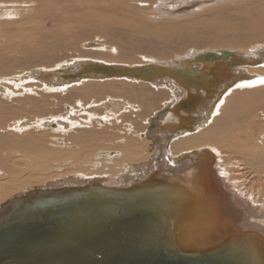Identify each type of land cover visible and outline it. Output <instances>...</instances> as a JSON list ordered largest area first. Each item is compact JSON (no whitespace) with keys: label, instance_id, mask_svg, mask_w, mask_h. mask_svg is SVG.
Returning a JSON list of instances; mask_svg holds the SVG:
<instances>
[{"label":"rangeland","instance_id":"obj_1","mask_svg":"<svg viewBox=\"0 0 264 264\" xmlns=\"http://www.w3.org/2000/svg\"><path fill=\"white\" fill-rule=\"evenodd\" d=\"M24 1L25 0H14V1L12 0H2L1 1L0 0V87H4V88L9 89V91H12V93L8 92V94L7 93L2 94V91L4 90L0 91V144L2 143L0 145V152H1L0 162H1V159H4V160L6 159L8 160L9 165H12L16 169L17 168L22 169V168H25V166L28 167L31 164V162L29 158L27 157V155L25 157L24 153L19 149L17 150L16 148H14L13 150V147L20 143H23L26 146L25 149L28 151L31 150L30 148L35 146L32 148L33 151H35V149H38V148L39 150L41 149L42 151H44V149L45 150L52 149L53 152L58 151L60 154H65L66 157L62 159L61 158L55 159L56 161L52 160V162L50 161L46 162V169H45L46 172H44L41 175L37 173H33L31 171L28 174H26V176L25 175L22 176L20 179H12V178L5 179V180L0 179V185L1 184L6 185V183H8L9 185V186H6L4 189H2L3 191L6 192L4 193L6 194V197H3L5 199L0 198V205L3 204L5 201H7L8 198H11L14 195H17L23 192L24 190H27L32 187L43 186L50 182H56V181H62V180L65 181L70 176H74V177L77 176V177H84V178H90V177L91 178H102L103 180L105 179L103 183L107 185L105 182L110 181L111 179L116 180L115 178L120 177L121 175L125 174V172L133 171L136 165H139L141 161L142 162L146 161L147 158L141 159L139 156L137 161L133 159L131 161H128V163L126 161H123V163L121 162L118 163V159H120L122 151H120L121 150L120 148L115 149V147H120V146H125L127 144H130L136 147V149H140V151L142 150L140 153H143V154L145 153L147 157L150 156L149 158H151V155L155 154L154 142L153 140H151L152 133L155 130V128L151 127L150 119L151 121L155 120L153 123L154 125L156 124L155 127H157L158 126L157 123L160 121L159 120L160 117L165 114H161L155 117L156 114H159L160 112H162L163 111L162 108L165 109L169 105H171L172 100L170 99H173V96L171 95V93L168 92V90L166 89L159 88L160 86L157 87L152 84L147 85V83H144V82H134V81L129 82L124 79H114V80H110L111 82L110 81L86 82L87 80H84L82 82H77L74 85L69 86L68 88L67 87L61 88L60 86H55L56 89H65V90L50 92L49 90H45V89L43 90V87L41 86L43 84L38 81L34 82L30 79L25 80L24 86H23L21 81L19 82L18 80L17 81L15 80L16 81L15 82L14 78L18 79L19 77H24L25 74L27 73L32 74V72L36 69H39V70L44 69V68L52 69L53 66H54V69L64 68V67L69 68L70 67L69 63L73 61L74 63H76L78 62V59H80L79 60L80 62H82L85 59H91L92 61L102 59V61L108 60V61H114L116 63L118 62V63H124V64L152 63L153 65H156L157 63H162V64L170 63L174 65L177 63L176 60L178 57H182L186 55L185 58H189L188 56L191 55L192 51L197 53V52H204V51L219 50L220 47H221L220 49H225V48L222 46H219L218 45L219 43L214 41V39L211 37L215 34L213 33L214 31L206 32V30H204L203 28L200 29L201 27L197 28L199 30H197L198 31L197 35L193 36V38L191 37V35L185 34L186 32H183L179 35L180 37L179 36L175 37L172 34H168L167 40L163 42L160 40V38L157 39L158 37L156 35L147 36L146 33L143 32V31L146 32V30L148 29L147 28L148 26H150L149 28H152V27L164 28L165 26H168L170 28L167 30L168 32L175 31L177 33L178 28L180 27L179 25L186 24V23L188 24L192 22L198 23L200 21L204 22V21H209V20H219L220 19V21L228 23V21L230 22V20L232 19L240 23L244 19H242L241 17L239 18L238 16H236L237 14L234 11H231L235 8L236 9L244 8L243 10L248 8V10L250 9L249 12L252 16L254 14L256 15L257 11L261 9L264 10V0H251V1L250 0H236V1L235 0H223L219 2H216L218 0H215L209 3H206L207 6L205 4H201V6L196 5L194 6L195 8L191 7L190 10L186 9L189 7V5H186V8H183L182 9L183 11H181V13L176 14L175 18L174 17L168 18V17H164V15H162V13H160L157 9V4L160 1H165V0H153V1L152 0H147V1L146 0H141V1L136 0V3L129 0V1H124L125 4L129 6L131 4H134V5H131L133 7L136 5L135 8H140L141 10L143 9L141 11L142 13L135 12L137 13L135 14L134 11L127 12L126 10L124 12V10L122 9L123 5L121 6V4L116 5V7L106 6V8L105 7L104 8L105 10L112 9V12L110 10L107 11L110 15L111 20L116 19L117 18L116 15H119L121 17L119 12L121 14L125 13L124 17H121V20H126L127 16H128L127 17L128 19L130 15L131 18H129L128 20L133 22L134 24L135 23L137 24V27L136 26L135 27H136V30H138V32L136 33V31H133L134 28L133 29L131 28L132 30L129 31L130 27L127 28V27H123L119 25L118 23L119 21H115L116 28H115V25L114 26L112 25L111 27L110 26L111 23L105 26L103 25L104 28L106 27L105 28L106 30L104 32L100 28V26H97L99 25L98 23H96V26H97L96 27L94 23L92 25V24H87V23L74 22L72 20H68V17L65 16L66 17L65 18L63 15L59 18L57 16H55V18L51 16L47 17L46 14H44V16H41V13L35 15L36 12H38V10L41 8V2H39V0L25 1L26 3L31 2L30 5H28V3L26 4ZM195 1L198 2L199 0H194V2ZM56 2L53 1L52 3H55L58 5V0H56ZM87 2L88 4H94L96 8V6L98 5L97 2L99 3V0H95V1L90 0ZM254 3H256L257 5ZM61 4L65 7V9L68 8L66 10H67V13L69 14L73 12L72 14L78 15L81 12L80 14H82V17H83V13H85L84 10H81L82 9L81 6L79 7L76 6L77 3L74 0H67V2L65 0V2H62ZM137 5L140 7H138ZM208 5L210 7H208ZM16 6L17 7L19 6V7L16 8ZM166 6L168 7L169 5H166ZM223 6L225 7V9H228V10L230 9L231 14L229 13L230 11H227L226 14H223L220 16V17L223 16V18H218L219 15L217 14H214L211 12L207 13V11L209 12V10L213 12L216 8L218 7L221 8ZM26 7H30V10H28L29 8H26ZM117 10H119V12ZM74 12H76L77 14H75ZM115 12H118V13L115 14ZM128 13H131L132 15ZM233 14L235 16H233ZM193 16H195V18H193ZM234 17L235 18L238 17V18L235 19ZM140 19L142 20V22ZM223 19H228V20L226 21ZM144 23L146 25L142 27ZM63 25L65 26V29L63 28ZM74 27H76V29ZM107 27L109 28L110 32L108 31ZM60 28L64 29L63 32L59 35L58 38L53 37L52 34H55L57 32H52V31H57V29H60ZM96 28L100 32L96 30ZM113 29L114 30L116 29V30L114 31ZM241 29L243 31L245 30V28L243 27L240 28L239 30ZM39 30H44L46 33H40ZM101 30L104 32V34L102 33ZM79 31L81 32L79 33ZM142 32L145 34V36H142L143 35ZM215 32H218V31H215ZM109 33L111 34V36ZM108 34H109V38H107ZM131 34H133L134 36H129ZM237 34L238 32L235 35ZM25 35H29L30 37L27 36L29 38H24ZM242 35L243 34H238V39L241 42H238L237 44H242V45L246 44L244 48L237 47V46H234V47L228 46V47L232 48V50H235L236 52H241V53L246 52L247 56H252V57L260 53L259 54L260 56L256 57L258 58L259 61L257 60V63L254 64L253 66H250V68L256 66L258 68L257 70L259 71L261 69L264 70V66H263L264 64L262 62L263 59H261V52H262L261 49L264 48V40H261L260 43L259 41L255 42L254 40H248L250 42H246L247 37L245 36V34L243 36ZM70 36L74 38V40ZM233 36L234 34L232 32L231 33L226 32V34H223V38L233 37ZM28 39H31L32 41L31 44L27 42ZM168 40L170 42H168ZM185 40H188V41H185ZM201 40L203 42H201ZM116 41H118V43ZM119 41L120 43L121 42L123 43L119 44ZM132 49H133V52H132ZM226 49H229V48H226ZM120 51L122 52V54H120L121 53ZM42 55H43V58H41ZM100 56L102 57L104 56L105 58L104 57L102 58ZM244 59L247 60L246 58ZM172 61H175V62H172ZM104 84L105 85L106 84H113V85L116 84L115 89L118 91L117 93L118 95H115V94L112 95L111 93H109V91H104L103 89L96 87L98 85H104ZM129 85L131 88L129 87ZM133 87H135L136 89H134ZM30 88L34 90L32 91L31 89L29 92L26 91L27 89H30ZM84 88H86L87 90ZM245 91L247 92L246 94L247 98H250L248 93H255L251 91L248 92L246 89ZM252 91H256V90H252ZM261 92H264V90ZM261 92H256L254 95L250 94L252 95L254 102H256V107L258 108V110L255 111L256 113L254 112L255 114L254 113L252 114L253 116L256 117L255 122H257L255 123L256 125L254 128L253 127L250 129L247 128L250 126V125H247L248 124L247 121L251 119V116L246 115L245 117H242L244 119L241 118L237 122L233 121L234 126L232 125L231 126L232 128L229 130L230 135L228 132L226 134V138L230 136L229 139L227 138L228 141L227 139L225 140V137H224L223 139H221L222 140L221 145H220V142L216 146L212 144L211 145L208 144V147H212V146H214L215 148L217 147L218 152L220 153L219 154L220 156L217 154V158L220 159L219 168L223 171V172L221 171V174H224L227 180L229 179L228 181L226 180L225 182L228 184L229 183L231 184V182L235 178L236 186L234 190L239 195L238 197H240L241 199L242 198L244 199L247 197V199L250 201L258 199L256 203L259 205L264 204V197H263L264 196V193H263L264 192V176H263L264 173L262 174L260 171L255 172L253 168L252 170L246 155H240L238 153H243L245 150L244 148H246L247 145L248 146L252 145L251 138L254 137L256 134L259 135V131L260 132L264 131V128H263L264 127V124H263L264 115L262 112L259 113V111L264 110V98H261L262 99L261 100L260 97H258ZM15 94H17L18 96ZM136 96L138 98H136ZM215 96L216 94H214V97ZM241 98L245 99L242 96ZM105 99L106 100L118 99V101L122 100L124 104L126 103V107H127L125 109L126 111L120 110L121 111V112L119 111L120 113L115 112L116 114H113V113L107 114V112L108 113L110 112L103 106V103L107 102ZM211 100L214 101L213 98ZM245 101L246 99L242 102L245 103ZM148 102L150 103V105ZM165 103H167V106ZM199 109H202L200 110L201 112L199 111V114H201L204 117L206 116L208 117L207 111L211 109V106L208 105V107H204L203 105H201ZM73 112L75 113V115ZM193 114L195 113L193 112L190 115H192L193 117L194 116ZM259 115H262L263 118H261V116L258 117ZM172 117L173 116H171V118ZM207 117L204 119V121L207 120ZM49 119H52V121L53 120L54 121L50 123L48 122ZM176 120L177 118H174L172 122ZM43 121H46L48 125L45 126ZM204 121L203 123L201 124L199 123L197 126H195L194 130L199 126H202V128L199 127V129L195 131L193 130L196 134L193 133L192 135L195 134L196 136L197 134H199V132H201V130H205L206 128L208 129L213 124V122L212 123L208 122L206 124V122ZM54 122L57 123L58 125L56 124V126H53V124H55ZM243 123L247 127H245L244 125L242 126ZM16 126L19 129V130L17 129V131L15 130ZM62 127L64 128L63 130H62ZM236 128L240 130L237 132ZM170 130L165 131V133L170 134L169 136L173 135V133L170 132ZM232 130H233V133H232ZM181 131L184 132V130H181ZM190 132L192 131H188L187 133H190ZM145 133H147V135ZM231 136H233L234 138H232ZM230 138H232L231 141L233 140L234 141L231 142ZM130 139L132 140V142H130L131 141ZM176 139H179V138H176ZM258 139L261 141L259 143L262 144V142L264 141V136L263 137L260 136V138L258 137ZM243 140L246 141L248 144L246 142H243ZM114 141L118 143L117 146H115L116 143ZM176 141L177 140H174V138L171 137L169 141L168 140L165 141L166 143L163 142L164 145L166 144L165 150L168 152L169 157L171 158L174 157L173 155H176V153L172 151V146ZM142 143H144V145H142ZM134 144H137V145H134ZM10 145L12 148H10ZM27 146H29L28 147L29 149L27 148ZM36 146H39V147L37 148ZM151 147H154V149H152ZM226 147H227V150H225ZM5 150H6V153H5ZM79 151L81 152V154ZM7 153L8 155L9 154L10 155L6 156ZM79 154L81 156H79ZM171 160L172 159L167 160L168 164H171L169 165V167L176 166L177 164L173 163V160L172 161ZM38 161L41 164L44 163V160L41 158ZM114 161H116V166L114 164L115 163ZM183 162L185 161L180 162V164H182ZM245 162L247 163L246 165H245ZM243 163L245 166L243 165ZM168 164H166L165 167H167ZM241 164L242 166H240ZM233 167L236 169L242 167L243 169L242 168L241 169L243 171H241L240 174H237V176H235L234 174H236L237 172H236V169L235 170L232 169ZM1 170L2 171L5 170V173L9 174V171H7L6 169H3L2 165H0V178L3 177V176L1 177L2 175ZM231 170L232 172H229ZM252 173H253V176H252ZM246 174L250 176V179ZM254 174H256L257 176L256 175L254 176ZM231 176H233L234 178ZM116 183L118 182L116 181L114 184ZM14 184L18 185V189L15 191L12 190V186ZM185 188H187V186H185ZM179 191H183V188ZM240 192L241 194H239ZM242 193L245 194L246 197H244ZM250 194L253 196H251ZM188 196H191V195L177 192V194L174 197H168L172 205V206L169 205L168 207L170 214L172 212H175L177 214L183 213L184 215L187 214L186 212L183 211L184 209L183 206L188 207L191 205V202H194V200L189 198ZM175 203H177V206L175 205ZM250 220L254 221V219L252 218H250ZM172 239H170V245L173 250L178 251L179 248L181 247L186 248L187 246L186 243L184 241H181L180 238H172Z\"/></svg>","mask_w":264,"mask_h":264},{"label":"bare ground","instance_id":"obj_2","mask_svg":"<svg viewBox=\"0 0 264 264\" xmlns=\"http://www.w3.org/2000/svg\"><path fill=\"white\" fill-rule=\"evenodd\" d=\"M12 1H14V0H12ZM25 1H29V0H25ZM53 1L56 2V0H39V2H41V8L38 10V12H36L35 15L41 13V16H44V14H46L47 17L51 16L53 18H55V16H57L59 18V17H61L63 15L64 17L67 16L68 20H72L74 22L87 23V24H92V25L94 23L95 26H96V23H98L99 25H97V26H100V28L104 32L106 30L105 29L106 27L104 28L103 25L105 26V25H108L109 23H111L110 26L112 27V25L113 26L115 25V28H116V22L115 21H119L118 22L119 25H121L123 27H127V28L130 27L129 31H131L134 28L133 31H136V33L138 32V30H136L137 24L135 23L136 24L135 25L133 22L128 20L129 18H131L130 15H129L128 19H127V17H128L127 16L126 20H121V17H124L125 13L121 14L119 12V10H117L119 12V14L121 15V17L119 15H116L117 18L111 20L110 19V15L107 12L110 9H108V10L106 9L105 10L106 6L116 7V5H118V4L120 5L121 4V6L123 5L122 9L124 10V12L126 10L127 12L134 11V13L135 12L142 13L141 11L143 9L141 10L140 8H135L136 5L133 7L131 5H134V4L130 3L131 4L130 6L125 4L124 1H129V0H99V3L97 2L98 5L96 6V8H95L94 4H88L87 1H90V0H74L77 3L76 6L77 7L81 6L82 7L81 10H84L85 13H83V17H82V14H80L81 12L78 15L72 14L73 12L71 14L67 13L66 9H68V8L65 9V7L61 4L62 2H65V0H58V5L55 4V3H52ZM131 1L136 3V0H131ZM212 1H215V0H199L198 2H196V1L194 2V0H165V1H160L157 4V9H158V11L160 13H162V15H164V17H168V18H170V17L173 18L174 17L175 18V15L181 13V11H183L182 9L186 8V5H189V7L186 8V9L190 10L191 7L193 8L196 5H200L201 6V4H205L206 5V3H209V2H212ZM219 1H223V0H218L216 2H219ZM66 2H67V0H66ZM25 3H23V4H25ZM30 3H28V5H30ZM126 3H128V2H126ZM254 4H256V3H254ZM166 5H169V6L167 7ZM18 7L16 6V8H18ZM109 7H107V8H109ZM138 7H140V6H138ZM208 7H210V6L208 5ZM223 7H221V8L218 7L219 9L216 8L215 10L212 9V10H214L213 12L209 10V12L207 11V13L211 12V13L219 15L218 18H223V16L222 17H220V16L223 15V14H226L227 11H230V9L228 10V9H225V7L224 8ZM20 8H21V6H20ZM26 8H29L28 10H30V7H26ZM243 9H236L235 8V9L231 10V11H234L237 14L236 16H238L239 18L241 17L242 19H244L240 23L237 22L236 20H232V19L230 20V22L228 21V23L220 21V19H219V20H209V21H204V22L200 21L198 23L192 22V23H188V24L187 23L186 24H182V25H179L180 27L178 28L177 33L175 31L168 32L167 30L170 29L168 26H165L164 28H157V27L149 28L150 26H148L147 27L148 29L146 30V32L143 31L144 33H146L147 36L156 35L158 37L157 39L160 38V40L163 41V42H165L167 40L168 34H172V35H174L176 37V36H179L181 33L186 32L185 34H189L193 38V36L197 35V32H198L197 30H199L197 28H199V27H201L200 29L203 28L204 30H206V32L207 31H214L213 33H215V34L213 36H211V37L214 39V41L219 43L218 44L219 46H222L225 49H220L221 48L220 47L219 50L204 51V52H197V53H195L193 51L191 53V51H190L191 55L190 56L187 55V56L189 58H191V59H194L196 54L198 55V53L199 54H203V53H206V54L207 53H221L222 54V53H225L227 51L230 54L231 57H235V59L238 60L237 62H239V63H236V65H231L233 60H231V59H220V58L218 59V61H216V59H213V62H211V60H210L209 61L210 63L196 62V61L192 62V61H188L189 58H185V56H186L185 55V56H182V57H178L177 60L175 59L177 63L174 64V65H172L170 63H167V62H166L167 64L157 63L159 66H163V67H166V68H177V69H187L188 68L189 70H191L190 73L198 72V74L196 75V77H191L192 75L189 74V78L186 77V80L180 79V81H179L180 83L176 82L175 80H169V79L168 80L171 83L165 82V81L160 80V79L157 80V84H154V83H151V82H144V83H147V85L148 84H152V85L157 86V87L160 86L159 88L168 90V92H170L171 95L173 96V99H170V100H172L171 101V105H169L165 109L162 108L163 111L160 110L162 112H165V115H162L160 117V119H159L160 121L159 122L157 121L158 122L157 123V125H158L157 127H155L156 124L154 125V123H153L155 120L151 121V119H150L151 127L155 128V130L152 133V137H151V140H153L154 146H155V154H152L153 156L151 155V158H149L150 156L147 157L145 155V153L144 154L140 153L142 150L140 151V149H136V147H134L133 145H130V144H127V145L124 144L125 146L115 147V149L116 148H120L121 149L120 151H122L121 157H120V159H118V163L119 162L123 163V161H126L128 163V161H131L133 159H135L137 161L139 156H140L141 159H146L147 158V159H149V160H151L153 162L152 166H149V168L146 166L145 169H139V172L141 173V175L138 176V178L140 180L141 179L143 180V179H146L149 176L150 182H156V183L159 184L158 185L159 187L157 186V189L159 188V190L156 191L155 195H156V197L158 199V202H160L161 204L163 203L162 204L163 208L165 206L169 207V205L172 206L171 205V201L168 199V197H174L177 194V192L191 195V196H188V197L193 199L194 202H191V205L188 206V207L183 206L184 207L183 211L186 212L187 214H185V215L183 213L177 214L175 212H172L171 214L169 212H168V214L167 213H163V219H161V220L159 219L158 220V222L156 223V227L153 230V232L158 235L154 239L157 242H159V244H162V245L167 246L169 248H171L170 239H172V238H180L181 241H184L186 243V245H187L186 248L181 247V248H179L178 251H182V252H188L189 251V252L197 253L198 250H201L200 247L203 246V245H208V244L211 243L210 247L214 248L215 246L220 244L221 238L225 239L226 241H231L233 239H236L238 241L240 239L247 240V239H249L252 236L250 234H252V233L254 234V233H257V232L264 239V204H261V205L257 204L256 201L258 199H255V200H252V201L248 200L247 197L245 196V194H243V193L242 194L246 198H244V199L242 198L241 199L240 197H238L239 195L234 190L235 186H236L235 185L236 179L233 176H231L234 179H233L232 182L230 181L231 184L230 183L228 184V183L225 182L227 180L226 176H224V174H221L222 170L219 168L220 167L219 166L220 165V159L217 158V154L219 155L220 153L218 152L217 147L216 148L214 146L208 147V144L209 145L212 144V145L216 146L217 144H219V142H220V145H221V143H222L221 139H223L224 137H225V140L227 138L229 139L230 136L226 138V134H227V132L229 133V130L232 128L231 126L233 125V121L237 122L242 117H245L246 115H249V116H251V119L248 120L247 121L248 124L247 123L246 124L250 125V126L247 127L246 125H244L245 122L242 124V126L244 125L245 127L250 129L252 127L254 128L255 125H256L255 123H257V122H255L256 117L253 116L252 114L255 111H257L258 108L256 107V102H254V100L252 98V95H254L256 92H261V91L264 90V70L261 69L262 71L261 70L259 71V70H257L258 68L256 66L255 67H251V68H250V66H253L254 64L257 63L258 58H256V57L260 56L259 55L260 53L257 54L254 57L247 56L246 52H243V53L236 52L235 50H232V48H230L228 46H233V47L237 46V47L244 48V46L246 44H244V45L237 44L238 42H241L238 39V34H243V35L245 34V36L247 37V41L246 42H250L248 40H254L255 42L259 41V43H260L261 40H264V10L261 9V10L257 11V13L255 12L256 15L253 13L255 16L254 15L252 16L250 14V12H249L250 9L249 10H248V8H246L245 10H243ZM9 10H11V9H9ZM110 11L112 12V9ZM231 11L229 12L230 14H231ZM118 12H115V14L118 13ZM33 13H35V12H33ZM74 13L77 14L76 12H74ZM137 13H135V14H137ZM144 13H145V11H144ZM128 14H131V13H128ZM26 15H24V16H26ZM180 16H182V15H180ZM208 16H209V14H208ZM233 16H235V15L233 14ZM238 17H236V18H238ZM193 18H195V16H193ZM226 18H227V16H226ZM228 19H223V20L227 21ZM57 20H59V19H57ZM141 22H142V20H141ZM55 24H56V22H55ZM47 25H49V24H47ZM145 25L146 24L144 23V25H142V27L145 26ZM239 25L242 26L243 28H245V30L244 31L242 29H241L242 31L239 30L240 28H242ZM121 26H119V27H121ZM237 26H239V27H237ZM80 27H82V26H80ZM63 28L65 29L64 25H63ZM63 28L57 29V31H52V32H57L55 34H52V36L55 37V38H58L59 35L63 32V30H64ZM74 28L76 29V27H74ZM96 30H98V29L96 28ZM103 31H102V33L104 34ZM108 31H109V28H108ZM108 31H107V33H108ZM215 31H218V32H215ZM225 31L226 32H230V33L232 32L234 34V36L233 37L223 38V34H226ZM39 32L40 33H46L44 30H39ZM80 32L81 31H79V33ZM237 32H238V34L235 35ZM144 33H143L142 36H145ZM109 34H108L107 38H109ZM133 34H135V33H133ZM133 34H131L129 36H134ZM113 35H114V33H113ZM138 35H139V33H138ZM216 35H218V36H216ZM27 36H29V35H25L24 38H29L30 37V36L29 37H27ZM110 36H111V34H110ZM172 38H174V37H172ZM23 39H21V40H23ZM72 39L74 40V38H72ZM115 40H117V39H115ZM120 41H119V44L123 43V42L120 43ZM185 41H188V40H185ZM27 42L29 44H31L32 41H31V39H28ZM116 42L118 43V41H116ZM168 42H170V41L168 40ZM168 42H167V44H168ZM201 42H203V41L201 40ZM217 43H216V45H217ZM55 45H56V43H55ZM226 48H229L230 50L226 49ZM120 50H122V49H120ZM126 50H128V49H126ZM261 50H262V52L260 51L261 52V59H263L262 62L264 64V48L261 49ZM132 52H133V49H132ZM120 54H122V52ZM248 54H250V53H248ZM107 56H108V54H107ZM100 57H102V56H100ZM120 57H122V56H120ZM211 57H213V56H211ZM41 58H43V55L41 56ZM108 58H110V57H108ZM244 58H246L247 60H245ZM75 60H77V59H75ZM79 60L80 59H78V62H80ZM82 62H85L86 67L88 66V63H96V64H104V65H118V66L123 65V66H128L129 68L140 67V66L152 64V63L124 64V63H118V62L116 63L114 61H108V60H103L102 61V59L101 60H94V61H92L91 59H85ZM172 62H175V61H172ZM73 63H74V61H73ZM60 69L63 70V69H65V67L64 68H56V69H54V66H53L52 69H47V68L40 69L45 74V76L42 77V78L43 79H50L46 75L49 74V72L50 73L51 72H58L57 70H60ZM26 75H27V77H26ZM29 79L34 81V82L38 81V82L42 83L43 85H41V86L43 87V90L44 89L45 90H49L50 92L65 90V89H56L55 86L49 84V82L47 80H45L46 83L38 80L39 76L37 74H33L32 75V74L27 73V74H25L24 77H19L18 79L14 78V81L15 80L16 81L18 80L19 82L21 81L22 85L24 86V81L25 80H29ZM114 79H119V78L100 79V80L80 79L78 81H68V83H63V84H61L60 87L61 88H66V87L68 88L69 86L74 85L77 82H82L84 80H87L86 82H90V81H101V82H103V81H110V80H114ZM124 80L129 81V82L132 81V80H128V79H124ZM32 81H30V82H32ZM134 82H142V81H134ZM115 85H113V84H106L105 85L104 84V85H98L96 87L97 88H101L104 91H109V93H111L112 95H114V94L118 95L117 94L118 91L115 89ZM18 86H19V84H18ZM129 87H130V85H129ZM145 87H146V85H145ZM32 88H34V87H32ZM32 88L27 89L26 91L29 92ZM35 88H37V87H35ZM133 88L136 89L135 87H133ZM84 89H86V88H84ZM245 89L248 92L251 91V92H255V93H248L250 98H247L246 97L247 96L246 95L247 92L245 91ZM1 90H4V91H2V94H5V93L8 94V92L12 93V91H9V89L4 88V87H0V91ZM33 90L34 89H32V91ZM252 90H256V91H252ZM130 92H131V90H130ZM147 94H149V93H147ZM214 94H216L215 97H214ZM250 94H252V95H250ZM15 95H17V94H15ZM15 95H14V97H15ZM240 95L246 99L245 103L242 102L245 99L241 98ZM12 97H13V95H12ZM127 97H129V96H127ZM258 97H260V99L264 98V92H261ZM136 98H138V97L136 96ZM210 98L211 99L213 98L214 101H212ZM143 99H144V97H143ZM108 100H106L107 102L103 103V106L110 112V113H108L106 111L107 114L120 113L121 112L120 110L124 111L127 108L126 107V103L124 104L122 100H119V101H118V99H113V100H109V101ZM130 100H131V98H130ZM138 101H139V99H138ZM37 102H39V101H37ZM165 104L167 106V103H165ZM149 105H150V103H149ZM201 105H203L204 107H208V105L211 106V109L207 112L208 117L206 116L207 117L206 121H204V119L206 117H204L201 114H199V111L202 110V109H199V107ZM129 106H130V104H129ZM193 112L195 113V114H193L194 118H192V115H190ZM260 112H262L263 115H264V110L259 111V113ZM258 114H256V115H258ZM74 115H75V113H74ZM156 116H157V114H156ZM171 116H173V117L171 118ZM260 116H261V118L264 117V116L262 117V115H259L258 117H260ZM114 117H115V115H114ZM174 118H177V120L172 122V120ZM242 119H244V118H242ZM53 121H52V119L48 120V122H50V123H52ZM201 121L202 122L203 121L206 122V124L208 122H210V123L213 122V124H212V126L210 128H208V129L206 128L207 130L205 128H203L205 130H201V132H199V134H197L195 136L196 133L194 131L199 129V127H197L195 130H194V127L197 126L199 123L201 124L202 123ZM43 123H44L45 126L48 125V123L46 121H43ZM262 123H263V121H262ZM55 124H57V123H55ZM147 124H148V122H147ZM206 124H205V126H206ZM16 125H17V123H16ZM200 127L202 128V126H200ZM17 129H18V127L16 126L15 130L17 131ZM63 129L64 128L62 127V130ZM169 130H170V132L173 133V135L175 134L177 136H175V135H174L175 137L173 135L169 136L170 134L165 133V131H169ZM179 130L180 131L184 130V132L183 131L180 132ZM239 130L240 129H237V132ZM20 131H21V129H20ZM188 131H192V132L187 133ZM180 133H182V134H180ZM193 133H195V134L192 135ZM232 133H233V130H232ZM145 134L147 135V133H145ZM255 134H256V132H255ZM27 135H29V134H27ZM229 135H230V133H229ZM256 135L251 138L252 139V145L251 146H248L247 145L248 143L243 140V142L247 143L246 144L247 147L246 148L243 147L245 149L244 152L243 153H238V154L246 155V157L248 159V162H249V164L251 166V169L253 168L255 170V172H259L260 171L263 174L264 173V141L262 140L263 141L262 144L259 143L261 141L258 139V137L259 138H260V136L263 137L264 136V131H261V132L259 131V135L258 134H256ZM161 137H163V138H161ZM171 137L174 138V140H177L172 146V151L174 153H176V155H173L174 156L173 158L169 157L168 152L165 150L166 144L165 145L163 144V142H165L167 140L169 141L171 139ZM231 137L234 138L233 136H231ZM176 138H179V139H176ZM232 138H230V141H231ZM228 139H227V141H228ZM233 141H231V142H233ZM73 142H75V141H73ZM130 142H132V140ZM249 142H251V141H249ZM117 144L118 143H116L115 146H117ZM137 144H134V145H137ZM242 144H244V143H242ZM142 145H144V143H142ZM149 146H151V145H149ZM25 147L26 146L23 143H20L18 145H15L13 147V150H14V148H16L17 150L18 149L21 150L24 153L25 157L27 155V157L29 158L31 164L28 167L25 166V168H22V169H18L17 168L16 169L12 165H9L8 160L1 159L0 165H2L3 169H6L7 171H9V174L5 173V170H3V171L1 170L2 171L1 172L2 173L1 177L2 176L3 177L0 178V179H3V180L11 179V178L12 179H20L22 176H24V175L26 176V174H28L31 171L33 173H37V174L41 175L44 172H46L45 171L46 162H49V161L52 162V160L60 159V158L62 159V158L66 157L65 154H60L58 151L53 152L52 149H47V150L44 149V151H42L41 149L39 150V148H38L39 146H36L38 149H35V151H33L32 148L35 147V146H33L32 148H30L32 151L31 150L28 151V150L25 149ZM28 147L29 146H27V148ZM10 148H12L11 145H10ZM40 148H42V147H40ZM151 148L154 149V147H151ZM225 150H227V147L225 148ZM145 151H147V150H145ZM219 151H221V150H219ZM2 152H4V151H2ZM189 152L198 153L199 156H200V160L199 159H194V156H193L190 160H186L182 164L179 163L176 166L169 167V165H171V164H168V162H167L168 159H172L173 163H175L176 159H178L182 155H184L186 153H189ZM5 153H6V150H5ZM8 153L6 154V156L8 155ZM80 154H81V152H80ZM80 154H79V156H81ZM16 155H18V154H16ZM34 158H36V159H34ZM40 158L44 160V163L41 164L38 161V160H40ZM147 159H146V161H143V162L141 161L140 164H142L144 162H148L149 160H147ZM11 161H13V160H11ZM225 161H227V160H225ZM229 161H231V160H229ZM114 162H115L114 164L116 166V161H114ZM170 163H172V162H170ZM114 164H112V165H114ZM166 164H168L167 167H165ZM246 164L247 163L245 162V165ZM243 165H244V163H243ZM222 166H223V164H222ZM237 166H236V168H237ZM240 166H242V164ZM135 167H137V166H135ZM234 167L232 168L233 170L236 169ZM241 168L236 169L237 173L234 174L235 176H237V174H240V172L243 171L242 170L243 168L242 169ZM137 171L138 170H136V169H133V171H128V172L124 171L125 174L121 175L118 178H115L116 180H114V179L112 180L111 179L110 181H107L108 183L107 182H105V183L107 184V186H109L111 188H115V189H118L120 187H126V186H129V185L133 186L132 182H133V180H135L136 177L132 178L131 175L132 174L133 175L138 174L139 172L136 173ZM229 172H232V170L229 171ZM142 173H146L148 176L146 175L145 177H143ZM243 175H245V174H243ZM255 175L256 174H254V176ZM247 176H245V177H247ZM252 176H253V173H252ZM248 177L250 179V176H248ZM251 179H252V177H251ZM104 181H105V179H104ZM116 181L118 183L114 184ZM248 183H247V185H248ZM252 183H253V181H252ZM16 185L17 184H14L12 186V190L15 191V190L18 189V185L17 186ZM6 186H9L8 183H6V185H3V184L0 185V198L6 197V194H4L6 192L2 190ZM185 186H187V188H185ZM160 188H162V189H160ZM182 188H183V191H179ZM166 189H168V190H166ZM247 190H248V188H247ZM239 194H241V192ZM251 196H253V195H251ZM3 199H5V198H3ZM173 204H174V202H173ZM164 215H167V216L164 217ZM250 218L254 219V221H251ZM259 222H261L263 224H261ZM259 228L262 229V231H260ZM144 229L145 230L147 229L146 225L144 226ZM159 234H160V237H159ZM172 241H173V239H172ZM238 241H237V243H239L241 246L248 247L247 245H250L252 253L255 252L254 249H257V246H255L253 244L254 241H252V240L251 241L248 240L245 243H240ZM259 255L262 256V254L259 253V254L256 255V258H255L254 255H253V257L255 259L258 258V260H260L259 264H262V260L260 259Z\"/></svg>","mask_w":264,"mask_h":264},{"label":"water","instance_id":"obj_3","mask_svg":"<svg viewBox=\"0 0 264 264\" xmlns=\"http://www.w3.org/2000/svg\"><path fill=\"white\" fill-rule=\"evenodd\" d=\"M219 58L233 60L231 65L239 63L227 51L198 53L188 61L210 63ZM69 65L58 72H49L46 76L50 79H43L45 74L39 69L32 75L37 74L44 83L47 80L53 86H61L80 79L110 78L180 83L189 74L191 77L198 74L190 73L188 68H166L158 64L134 68L96 63H88L86 67L85 62ZM161 114L165 112L157 116ZM193 156L200 160L198 153L189 152L175 163ZM151 162L136 165V173L152 166ZM140 175V172L131 175L136 177L133 186L118 189L105 185L102 178L70 176L65 181L32 187L9 198L0 205V264H259L260 260L255 259L259 253L264 264V239L258 232L250 234L247 240L221 238L214 248L210 247L211 243L203 245L197 253L175 251L159 244L153 230L169 208H163L155 195L159 184L150 182L146 173L142 175L148 177L140 180ZM248 240L257 246L254 253L250 245L237 243Z\"/></svg>","mask_w":264,"mask_h":264}]
</instances>
